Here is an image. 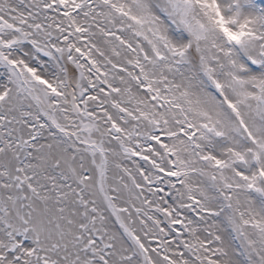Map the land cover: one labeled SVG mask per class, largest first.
I'll list each match as a JSON object with an SVG mask.
<instances>
[{"label": "snow or ice", "instance_id": "snow-or-ice-1", "mask_svg": "<svg viewBox=\"0 0 264 264\" xmlns=\"http://www.w3.org/2000/svg\"><path fill=\"white\" fill-rule=\"evenodd\" d=\"M0 264H264V0H0Z\"/></svg>", "mask_w": 264, "mask_h": 264}]
</instances>
